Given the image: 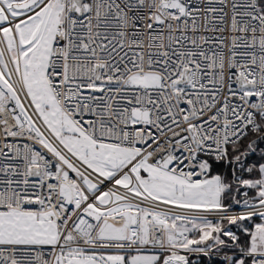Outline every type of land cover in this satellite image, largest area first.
<instances>
[{
    "label": "snow or ice",
    "instance_id": "6c2138e0",
    "mask_svg": "<svg viewBox=\"0 0 264 264\" xmlns=\"http://www.w3.org/2000/svg\"><path fill=\"white\" fill-rule=\"evenodd\" d=\"M0 264H264V0H0Z\"/></svg>",
    "mask_w": 264,
    "mask_h": 264
}]
</instances>
